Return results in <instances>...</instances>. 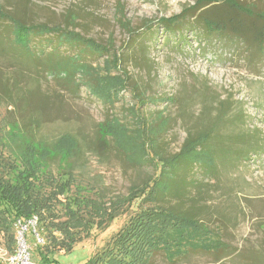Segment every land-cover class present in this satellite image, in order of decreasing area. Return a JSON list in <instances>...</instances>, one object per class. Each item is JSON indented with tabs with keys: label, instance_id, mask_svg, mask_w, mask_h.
<instances>
[{
	"label": "rangeland",
	"instance_id": "rangeland-1",
	"mask_svg": "<svg viewBox=\"0 0 264 264\" xmlns=\"http://www.w3.org/2000/svg\"><path fill=\"white\" fill-rule=\"evenodd\" d=\"M211 1L0 0L9 16L60 25L105 48L100 57H87L89 67H79L68 77L59 71L44 73L39 65L0 49V95L4 97L0 100V148L26 144L13 123L26 128L45 148L59 135L70 134L79 143L78 151L65 163L74 141L63 136L54 153L59 156L47 162L52 173L69 170L76 190L93 198L99 195L106 205L108 200H124L111 219L108 215L107 220L94 223L70 252L47 256L43 248L41 253L35 249L34 244L43 239L34 223L35 236L29 235L28 228L24 234L31 261L43 264L44 254L57 264H81L108 246L135 214L153 208L149 189L140 192L144 183L150 185L160 171L174 165L185 140L205 130L221 100L230 99V113L243 104L247 115L243 128L259 130L264 140V44L262 55L250 59L252 50L239 38L206 32L202 26L169 32L157 24L187 5L200 2L207 8L215 4L208 5ZM237 1L254 13H264V0ZM243 17L245 22H255ZM5 23L0 19V44L9 46ZM127 27L135 29L140 40L145 38V45L139 43L133 49ZM10 84L37 88L33 93L37 104L32 99L10 104L3 93L11 91ZM102 89L107 98L96 95ZM99 135L106 140L101 142ZM202 158V154L193 157ZM193 179L204 194L202 199L185 201V206L220 218L211 222V228L226 248V256L215 263L213 255L197 251L173 263L158 253L154 264H264V147L220 169L214 177L196 174ZM79 227L86 230L84 224ZM12 230L17 236L19 228L13 225ZM8 246L0 232L1 260L11 251Z\"/></svg>",
	"mask_w": 264,
	"mask_h": 264
},
{
	"label": "trees",
	"instance_id": "trees-1",
	"mask_svg": "<svg viewBox=\"0 0 264 264\" xmlns=\"http://www.w3.org/2000/svg\"><path fill=\"white\" fill-rule=\"evenodd\" d=\"M222 2L223 6H220ZM222 2L213 0L207 4H215L207 8L199 6L200 2L187 5L178 14L160 18L157 24L163 25L169 32L181 31L187 26L190 30H197L202 26L206 32L231 35L245 42L252 50L248 56L250 59H258L264 44V13H254L237 0ZM213 10L217 12L213 13ZM222 10L224 12H220ZM242 13L255 22H245ZM0 19L7 21L4 26L9 29V38H6L9 46L0 44V49L23 58L31 65H39L44 73L59 71L68 77L79 67H89L87 57L94 59L105 52L104 47L60 25L24 22L9 16L1 6ZM127 31L130 37L128 44L133 49L138 48L139 43L145 45V38L140 40L135 29L127 27ZM69 49H75V52ZM10 85L11 91L3 90L10 104L27 103L31 99L33 104H37L33 98L37 88L32 91L28 86ZM91 85H87L89 89ZM95 93L100 98L108 96L104 90L102 94L100 91ZM3 99L0 95V100ZM231 105L229 98L221 100L217 115L210 120L205 130L185 140L182 150L177 154L180 158L175 160L174 165L166 171H160L150 185L144 183L140 192L149 189L153 208L135 214L112 237L108 246L81 264H154L153 257L158 253L167 262L173 263L197 251L213 255L215 263L226 256V248L220 239L214 238L211 228V222L217 219V215L213 213V216L206 210L199 212L198 208L194 209L191 205L185 206V201L202 199L204 192L193 179L196 174L214 177L220 169L233 166L264 147L259 130L243 128L247 117L243 104H238L233 113H230ZM17 126L12 124L25 138L26 144L19 142L16 148L5 144L0 148V232L6 237L12 251L15 245L12 230L14 222L19 219L26 223L36 217V232L43 243H35V249L41 253L43 250L40 248H43L47 256L60 250L70 252L94 223L107 220L108 215L111 219L124 200H108L106 205L99 195L93 198L76 190L69 170L61 169L57 174L52 173L47 162L59 156L54 153L64 137L71 138L74 147L63 161L67 163V159L78 151L79 143L74 136L59 135L45 148L31 134H27L26 128L18 126V129ZM98 132L101 134L100 128ZM99 136L101 142L106 140L103 135ZM51 153L53 156H50ZM198 154H202L203 158L193 159H197ZM134 189L131 188L132 191ZM82 224L85 231L79 227ZM29 235L33 237V233ZM47 256L43 254L40 258L43 264H57L54 258L50 260ZM0 264L4 263L0 260Z\"/></svg>",
	"mask_w": 264,
	"mask_h": 264
},
{
	"label": "built area",
	"instance_id": "built-area-1",
	"mask_svg": "<svg viewBox=\"0 0 264 264\" xmlns=\"http://www.w3.org/2000/svg\"><path fill=\"white\" fill-rule=\"evenodd\" d=\"M34 223H36V217L28 220L26 223H22L19 219L14 222V226L19 228V232L17 236H15V245L12 251L7 253L3 260H1L4 264H36L35 262L31 261V253L27 250L26 247V237H25V229H29L33 235L35 234L34 230H31ZM30 234V233H29ZM35 236V235H34ZM0 254V258H1Z\"/></svg>",
	"mask_w": 264,
	"mask_h": 264
}]
</instances>
